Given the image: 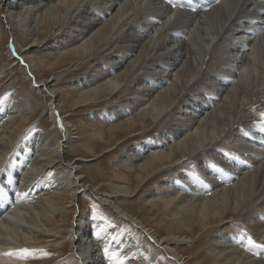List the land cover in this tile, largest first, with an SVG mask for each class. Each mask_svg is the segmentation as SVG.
Instances as JSON below:
<instances>
[{"label": "bare ground", "instance_id": "6f19581e", "mask_svg": "<svg viewBox=\"0 0 264 264\" xmlns=\"http://www.w3.org/2000/svg\"><path fill=\"white\" fill-rule=\"evenodd\" d=\"M0 8L15 40L9 45L10 58L16 61L19 49L27 56L30 67L23 61L21 66L29 76L38 68L51 73L34 79L38 88L32 91L42 90L57 127L49 136L39 132L15 139L35 114L25 97L12 90L14 80L0 85V98L7 95L0 105V120L5 118L0 138V253H13L0 255V264H38L34 260L48 249L44 246L58 242L53 233L85 192L119 220L142 229L176 264H263L254 256L261 252L264 257V247L246 253L234 230L244 223L262 241L257 244L264 245V146L251 164L255 141L248 137L251 112L260 111L252 103H264V0H0ZM220 55L219 60L212 58ZM224 68V77L214 72ZM81 72V85L68 80ZM65 80L69 93L60 91ZM63 94L73 113L89 107L90 118L100 127L83 121L75 127L66 112L61 116ZM213 96L223 97L211 104ZM16 116L23 122L10 131ZM155 128L159 131L149 140L118 149L111 177L88 165V186L78 161L72 163L64 151L72 141L85 138L101 140L98 151L110 154L120 143ZM76 147L87 148L89 158ZM72 150L80 162L102 157L87 142ZM146 153L151 155L143 157ZM190 159L195 165L187 163ZM175 163L182 168L180 174L159 181L160 173H174ZM152 182L157 185L150 191ZM21 189L26 198L20 199L14 215L22 223L17 227L8 216ZM141 191L147 194L138 199L143 204L138 210L129 199ZM83 219L79 214L73 219L68 253H61L55 264H113L104 247L124 264L152 263L144 255L136 257L140 247L132 232L111 230L100 219L90 227ZM152 225L163 227L165 237ZM198 234L201 238L194 241ZM187 243L207 245L209 256L192 262L178 251V245ZM22 248L31 254L25 256Z\"/></svg>", "mask_w": 264, "mask_h": 264}, {"label": "rangeland", "instance_id": "374dc122", "mask_svg": "<svg viewBox=\"0 0 264 264\" xmlns=\"http://www.w3.org/2000/svg\"><path fill=\"white\" fill-rule=\"evenodd\" d=\"M5 12L6 11L3 8H0V24H1L0 25V31L3 32V33L0 32V85H3L7 80H10V79L14 80L13 83H15V85L13 86L12 90H15V92H17V94L25 97L24 99H25L26 103H28V105L31 104V109L33 107L32 111L35 114V117L33 118V120L30 119L29 120L30 122L28 121L26 123L25 128L19 129L18 132H21V131L22 132L15 139L19 140V138L21 136H23V139H30L33 136L39 134V132L43 133L44 135L49 136L50 132H53L55 130L54 128L57 129V127H54L55 125L53 124L52 119L50 118L51 114L49 113V110H48L49 108L47 107L48 106L47 102L45 100V97L43 95H41L42 90H40L39 93H38V91L34 90L35 91L34 92L32 90L38 88V85L34 84V79L36 81L46 79L50 76L51 73H48L46 71V68L45 69L38 68L35 71H33V69H31L30 71H31L33 76H29L24 70H22L23 69L22 67L25 66L22 63V61L24 63H26L28 65V67H30L29 63H27L28 62L26 59L27 56H25L24 53L19 49H17L16 52L19 55L18 58H20V59L17 58L16 61H14L10 58V56L8 54V49L10 47L9 45L15 44V42H14L15 40L12 39V34H10L11 32L9 31V25L6 24L5 15L7 13H5ZM13 29H14L13 33L15 34V38L17 39V41H19V42L22 41L23 38H21L20 32L17 31L15 28H13ZM33 51L35 52V54L39 53L37 49H34ZM223 56L224 55L213 56L212 58L219 60ZM31 57H33V59L37 60L39 57H43V56H31ZM228 58L230 60H233V57H231V56H228ZM17 60H19V64H18ZM21 65H23V66H21ZM230 66H228V67H230ZM228 67H226V68H228ZM226 68L222 69L221 71H218V72L214 71V72L218 76L224 77ZM82 74H83V72L77 73L74 76H72L71 78H69L68 80L69 81L70 80H76V82H77L79 80V78H81V76H83ZM68 83L69 82H67V80H65V82H62L59 84V87H62V89L60 90V91H62V93H65V92L69 93L70 92ZM77 85H81V84L79 82H77ZM259 91H261V89H259ZM8 93L12 94L13 92L12 93L8 92ZM6 96L7 95L0 98V105H1V103H3L2 101L4 98H6ZM10 97L12 98L11 95H10ZM222 97L223 96H216V97L213 96L210 103L212 104L213 102H220ZM59 102L65 108L64 111L60 112L61 116L67 115L69 121L71 123H73L75 125V127L77 126V124L80 123V121H83L85 123H87V122L92 123L93 122L92 124H95L97 126L100 125L99 122L93 121L90 118L89 112L91 110L87 109L89 107H81V108L77 109L76 113H73V111H72L73 108L71 107V103L69 102V98L65 94L60 95ZM252 104L260 111L257 113L251 112L252 117L250 118V121H249V122H251V126H250V129L248 131V137H249V140L255 141V149L253 150V152L250 155V163L251 164H253L255 162V160L257 158L256 156H257L258 151L261 150V148L264 146V117L260 116V113H264V103H261V104L260 103H252ZM64 112H66V113L64 115H62ZM36 116H37V118H36ZM21 118L16 116L14 118L13 122L10 125H8V129H10V131H13V130L15 131V126L19 122H23L22 121L23 119H21ZM4 119L0 120V138L2 137L3 131L1 129V127H2ZM118 121L119 120H117L115 122L118 123ZM115 122H112V123H115ZM6 126H7V124L5 123V127ZM157 129L158 128H155V129H152L153 131L150 130V132L148 131L144 134H140L136 138L130 139L126 143L125 142L120 143L116 149L113 148L111 150L112 152H110V154H108V153L103 154L102 152L98 151V150L102 149L103 143L101 142V140H99V142H98V140H96V142H94V141L91 142V141H87V139H85V138H79L78 140L72 141V144L65 147L64 151L68 153V156L70 157L72 163L78 161L77 162L78 165L82 167V170L80 171L81 177L86 180V183L88 186L90 183L87 181V178H86L87 173H85L89 167L88 165H90V164L96 165V169H98V171H100L101 173H103L106 176L111 177L113 175L111 172V167L117 164L115 162V160H116V157H118L120 154V150H118V149H120L122 147H124V148L131 147V146L135 145L136 143H140V142L149 140L151 137L156 135V133H158L159 130H157ZM54 135L58 138V136L56 134H54ZM82 142H87V145L89 144L90 147L96 148V150L99 154L102 153V157H100L99 155H96L95 159H93L91 161L80 162V160H79L80 157L77 156L76 153L73 152L72 148L74 146H76L77 144L82 143ZM76 148H78V147H76ZM78 150L80 151V155H82L86 158H89L90 155L88 153L87 148H82V149L78 148ZM149 155H151V154L146 153L143 155V157H148ZM184 162H187V161H184ZM187 163H191L192 165H195V162H193V159H190ZM175 164L172 167L175 169L174 173L171 172L170 169L162 172L163 173L162 175L160 173L159 181L163 180V179H165L171 175L176 176V175L180 174L182 168H180V166H179L180 164H178V163H175ZM184 168L186 169L187 167L184 166ZM168 171H170V172H168ZM241 172H242V168L238 169V171L235 173V178L238 179ZM227 177H229V176L224 175V178H227ZM156 185H157L156 182L150 183L149 187H148V188H150L149 190L150 191H152L153 189L155 190ZM18 193H22V189H21V191L18 190ZM22 194H23L22 200L24 201L26 198V195L24 193H22ZM146 194L141 191L140 195H137V196L134 195L132 198L129 199V201L132 202L133 204L136 203V209L140 210L143 208V204L142 203L139 204L137 201L142 196H144V195L146 196ZM79 197H78L79 199H78L77 205L73 206L70 210H68V218L67 219L65 218L64 219L65 222L60 223L59 228L53 233L54 235H56V238H59L58 242L55 243L56 245L54 243L53 244L46 243L48 245H46L44 247L48 248L47 250H45V252L48 255L45 256L43 254L41 258L37 259L38 261L34 260V262H36L38 264H55L58 261V259L62 258V256H64L65 254L68 253L69 244H67L68 240L66 238L69 235V231H70L69 228H70V226H72V223L74 221L73 219L75 218V216L77 214H79V216H81V215L83 216L84 221L89 223L90 227L93 226L92 221H94V219H98L97 217H103L104 219H100V220H103L106 223H108L110 226H112L111 230H114L117 232L118 231H126V232H130V234L132 232L131 237L134 236V237H132L133 241L134 242L137 241V244L139 243L138 247H140V249H141V250L138 249L139 254H136V257H138V256L142 257L144 255L143 256L144 259H145V257H147L148 261L149 260L152 261V263L150 262V264H176L172 261V259L169 256H167V253L164 249L158 248L156 244H154L153 242H151L147 238V236L143 233L142 229H137L131 223L129 224V222H127V221H123L121 219L119 220V217L116 218V216L114 215V212L111 210V208L101 204V202L99 200H97L93 197V194H91V192H85V193L81 194V196H79ZM19 202H20V198L14 200V202H13L14 205H12V209L10 210V213H12V215L8 216V220H10V222L17 227L22 224L14 216L16 214V211L20 210L19 207L21 206V204H19ZM117 202L119 203V200H117ZM123 206L125 208L128 205L125 204ZM13 212H15V213H13ZM79 220H81V218ZM149 227H151L158 234L159 237H165L166 233H164L165 230L163 227L161 228L158 225H152ZM4 231H5V229L2 232H4ZM234 232H235V236L237 237L236 242L239 243L242 250H244L248 254H250L251 250H255L257 248L249 246L247 244V236H249V235L252 236V238L256 241V243L262 242V241L256 240V238H254L253 234L248 229H246L244 223H237L235 226ZM61 234H63V235L65 234V236L62 237ZM197 238L199 239V238H201V236H199V234L196 235L194 238V241L197 240ZM209 238H210V235H208L206 239H209ZM204 243H206V242H204ZM202 244H203V242H202ZM177 247H178V251L180 253H183L187 257L189 256L190 258H193L192 262L197 261L196 257H198V259L202 260L205 257L207 258L209 256V254H208L209 251H208L207 245H202V246L199 245L198 246V245H194L192 243H189V244L187 243V244H180ZM205 247H206V249H205ZM200 249H202V250H200ZM197 250H200V251L196 254ZM61 253L64 255H62ZM254 257L262 258V262L264 264V257L261 254V252L259 255H255Z\"/></svg>", "mask_w": 264, "mask_h": 264}, {"label": "snow or ice", "instance_id": "6c2138e0", "mask_svg": "<svg viewBox=\"0 0 264 264\" xmlns=\"http://www.w3.org/2000/svg\"><path fill=\"white\" fill-rule=\"evenodd\" d=\"M217 2H219V0H217ZM173 6H178V5H173ZM260 116L261 117H264V113H260ZM213 168L215 169V165H213ZM17 196L20 198V199H23V194L22 193H17ZM98 219H104L103 217H97ZM97 237H99V232H96L95 233ZM247 244L249 246H252V247H264V245H260V244H257L256 241L252 238V236H247ZM103 253L109 257V259L111 261H113V264H124V260L122 257H119L117 253L115 252H112L110 253L109 252V249L107 247H104L102 249ZM20 252L22 254H24L25 256L27 255H30L31 253L29 252V250L27 248H22L20 249ZM0 255L2 256H12L13 253L12 252H4V253H0ZM44 255H48L46 252L44 253Z\"/></svg>", "mask_w": 264, "mask_h": 264}, {"label": "flooded vegetation", "instance_id": "af4514ba", "mask_svg": "<svg viewBox=\"0 0 264 264\" xmlns=\"http://www.w3.org/2000/svg\"><path fill=\"white\" fill-rule=\"evenodd\" d=\"M3 198H5L4 200L6 201V202H3L4 206H5L7 204V201H9V198L7 197V195L5 197H3Z\"/></svg>", "mask_w": 264, "mask_h": 264}]
</instances>
